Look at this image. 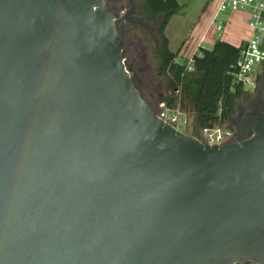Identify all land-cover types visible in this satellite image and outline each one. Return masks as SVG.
<instances>
[{
  "label": "water",
  "instance_id": "95a60500",
  "mask_svg": "<svg viewBox=\"0 0 264 264\" xmlns=\"http://www.w3.org/2000/svg\"><path fill=\"white\" fill-rule=\"evenodd\" d=\"M109 0H0V264H264V108L204 143L133 80Z\"/></svg>",
  "mask_w": 264,
  "mask_h": 264
},
{
  "label": "trees",
  "instance_id": "16d2710c",
  "mask_svg": "<svg viewBox=\"0 0 264 264\" xmlns=\"http://www.w3.org/2000/svg\"><path fill=\"white\" fill-rule=\"evenodd\" d=\"M136 4L137 15L152 27L156 25L155 37L143 29L141 38L146 43H156L153 48L155 70L165 82L162 99L189 112L197 128L230 122L231 116L237 113L240 100L251 92L238 79V59L244 45L236 46L218 39L212 47H202L200 54L194 55L189 69L188 62L179 59L181 49L172 50L166 35L172 16L183 9L179 0H136ZM130 27L138 30L140 25L131 22ZM128 64L131 70H136L133 61ZM259 77L260 74L257 79Z\"/></svg>",
  "mask_w": 264,
  "mask_h": 264
},
{
  "label": "built area",
  "instance_id": "2783aa9c",
  "mask_svg": "<svg viewBox=\"0 0 264 264\" xmlns=\"http://www.w3.org/2000/svg\"><path fill=\"white\" fill-rule=\"evenodd\" d=\"M130 5V0H125ZM219 2L218 12L228 10H249L251 18L249 20V27L252 35L247 43L241 49L240 57L238 59L239 73L238 79L243 82L245 87L251 91L257 87V76L253 77L255 66L264 62V0H217ZM120 14L123 16L127 13V8H121ZM217 30L221 31L224 28V23L214 17L212 22ZM198 48L193 56L188 61L189 69L192 68L194 62V55L200 54ZM157 113L160 118L176 129L182 131L178 124L182 123L190 128L188 131H183L187 134L199 137L204 143L208 144H226L235 139L237 130L230 122L216 125L213 127L197 128L195 122L191 123L193 116L182 109L181 106L170 105L166 100L161 99L156 103Z\"/></svg>",
  "mask_w": 264,
  "mask_h": 264
},
{
  "label": "crops",
  "instance_id": "0c3cea01",
  "mask_svg": "<svg viewBox=\"0 0 264 264\" xmlns=\"http://www.w3.org/2000/svg\"><path fill=\"white\" fill-rule=\"evenodd\" d=\"M191 0H179L183 5L180 14L172 16L167 28L166 35L172 41L181 34V28L184 24L190 25L192 17H189V11L185 9ZM197 3V2H196ZM201 9L195 14V27L185 32L180 45L179 59L185 57L187 62L200 47H212L218 39L226 40L236 46L245 45L252 35L249 27L251 13L249 10H228L218 12L219 2L217 0H201ZM228 12V13H227ZM217 16L219 21L224 23V28L219 31L212 23ZM172 48V47H171ZM173 50V49H172ZM175 51V50H174Z\"/></svg>",
  "mask_w": 264,
  "mask_h": 264
},
{
  "label": "rangeland",
  "instance_id": "374dc122",
  "mask_svg": "<svg viewBox=\"0 0 264 264\" xmlns=\"http://www.w3.org/2000/svg\"><path fill=\"white\" fill-rule=\"evenodd\" d=\"M111 3L117 2L119 10L121 8H127V12L130 9V5L125 0H109ZM215 1V0H213ZM197 2V3H196ZM201 0H191L190 4L185 7L187 11H189V17H192L190 21V25L184 24L181 28V34L176 37L171 44L173 50L177 51L180 48L182 43V39L184 38L185 32L189 29V27H195V14L197 11L201 9L200 5ZM226 11L222 12L225 13ZM228 13V12H227ZM140 25V24H139ZM143 29H145L150 35L155 37L156 29L149 30L140 25L138 30H134L130 27V23L126 26V40H127V61H133L135 71L132 70L133 80L139 84V90L142 92L143 96L152 104H156L163 98L164 94V79L160 77L155 70V59L153 54V48L156 43L154 41H150L151 43H146L141 37H143ZM183 37V38H182ZM134 52L136 54L134 55ZM134 56L137 59H134ZM133 57V58H131ZM183 62H187L185 57H181ZM129 65V64H128ZM260 74V77L257 79V87L255 90L251 91L250 94L247 95V98L240 100V103H244L245 105H251L253 102L259 98L263 89H264V65L263 63H259L255 66V70L253 73V77H256ZM191 117V123L193 122ZM178 127L182 131H188L190 126L186 127L182 121L178 124Z\"/></svg>",
  "mask_w": 264,
  "mask_h": 264
},
{
  "label": "flooded vegetation",
  "instance_id": "af4514ba",
  "mask_svg": "<svg viewBox=\"0 0 264 264\" xmlns=\"http://www.w3.org/2000/svg\"><path fill=\"white\" fill-rule=\"evenodd\" d=\"M114 5H116V7L118 8V3L116 2H113ZM125 34H126V29H125ZM263 65H264V62H263ZM139 82L136 84V86L138 87L139 89ZM264 108V89L261 93V95L259 96L258 99H256L253 104L251 105H245L244 103H238L237 105V113H243V112H246V111H249V110H258V109H262ZM240 139V137L238 136V134H236V137L235 139H233V141H238ZM248 264H253V263H248Z\"/></svg>",
  "mask_w": 264,
  "mask_h": 264
}]
</instances>
